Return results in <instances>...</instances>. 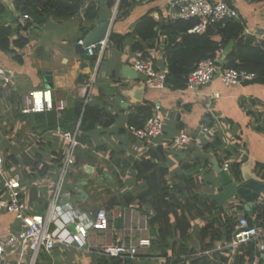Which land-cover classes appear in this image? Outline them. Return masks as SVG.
I'll return each mask as SVG.
<instances>
[{"label": "crops", "instance_id": "crops-1", "mask_svg": "<svg viewBox=\"0 0 264 264\" xmlns=\"http://www.w3.org/2000/svg\"><path fill=\"white\" fill-rule=\"evenodd\" d=\"M210 1L232 5L238 13L237 18L243 23L244 32L262 38L264 0ZM106 2L84 0L77 14L61 20L38 5L30 8L40 18L35 27L30 15V19H22L24 11H17L15 5L12 10L0 0L3 7L0 10V25L10 29V40L19 36L28 39L23 47L11 42L9 49H0V67L9 76L8 83L0 79V149L4 157L13 155L16 158V162L8 158L10 165L5 167V175L18 174L20 177L22 202L28 213L46 214L60 181L62 166H58L57 159L63 157L64 160L68 141L58 125L45 131L41 128L34 130L37 113H21L20 106L30 91L43 88L51 90L54 106L57 101L65 100L66 108H70L75 101L83 99L101 111L102 119L87 132L88 141L77 145L80 150L74 152V162L65 174L61 195L55 205L61 206L64 201H70L80 211L106 210L109 227L90 230V247L116 241L118 237L132 242L148 237L151 239L150 246L139 247L137 258L122 264H167V259L174 258L175 253L180 251L179 264H190L193 257L201 255L207 256L210 264H220L218 258L224 255L229 257L224 264H230L236 251L226 247L230 240L221 239L214 242L212 248L202 249L199 232L209 221H214V226L220 228L222 218L237 219L243 214L235 207L236 203H243L239 198L219 209L215 206L216 202L207 197V193L219 187L213 170L214 160L218 163L223 160H228L230 164L239 163L240 171L245 164H249L250 172L259 178L254 167L256 164L264 165V83L227 86L217 78L197 91H189L185 88L173 90L167 86L161 89L145 87L139 73L134 80L124 77L122 67H132V60L143 52L152 58L155 68L167 71L173 67V64L169 66L167 63L165 36L159 26L156 27L155 37L143 42L145 48L141 51L132 49V44L139 39L131 35L136 22L145 15L158 23L172 19L171 0H133L128 13L120 18H117L119 0H115L111 7ZM89 4H94L97 12L91 21L86 18ZM106 20L112 21L109 34L104 46L96 49L92 66L90 57L77 40L84 39L95 25ZM112 33L123 37L120 48L117 40H109ZM81 76L85 78L81 80ZM216 93L218 96H215ZM156 103L161 105L162 133L151 142L137 139L129 131V115L145 105ZM52 111L58 118L63 110L54 107ZM49 112L51 110L43 111L44 114ZM42 122H48L46 117ZM205 122L211 125V137H217L220 144L209 150L207 161H202L197 170H193L184 164L192 162L200 152L197 143L186 141L182 146H175L171 140L180 132H197ZM88 153L94 157L92 161L87 159ZM147 162L154 164L155 173L163 175L169 186L180 183L178 176L198 171L195 191L203 197L207 206L212 205L211 211L193 218L183 233L184 237H181L173 214L170 215L168 228L164 230L163 242L158 238V226L152 228L147 225L145 211L152 213L151 205L149 202H138L139 195L147 188L145 180L139 177V168ZM86 166H90L91 171H86ZM43 169L47 174L40 176L38 173ZM80 190L85 192V199L76 198ZM6 198L7 189L0 178V200ZM55 215L51 226L57 230L66 229L64 214L55 211ZM20 229V221L15 215L0 206V234ZM157 240L162 250L157 247ZM191 251L195 253L189 254ZM99 258L93 253L55 245L50 253L39 254L33 264H74L76 261L98 264ZM0 264H31L30 252L26 251L21 257L16 249L8 248Z\"/></svg>", "mask_w": 264, "mask_h": 264}, {"label": "trees", "instance_id": "trees-1", "mask_svg": "<svg viewBox=\"0 0 264 264\" xmlns=\"http://www.w3.org/2000/svg\"><path fill=\"white\" fill-rule=\"evenodd\" d=\"M83 3L84 0H14L15 8L19 12L40 5L43 10L50 11L52 16L57 20L74 16L81 10ZM106 3L108 7H111L115 3V0H107ZM132 3L133 0H119L117 18L125 16ZM2 8L0 6V10ZM92 9H94V12L91 13ZM96 13L95 5L89 4L86 8V18L90 21L93 20ZM197 22V18H169L165 23H158L151 16L145 15L136 22L131 31V35H135L139 39L132 44V49L134 51L144 50L143 42L155 37L156 27L159 26L162 34L165 36L164 44L167 63L169 66L173 64L174 67H170L167 70L164 84L173 90L184 89L189 72L195 68L200 60L208 57L216 58L218 64L222 67H232L252 73L254 77L245 82V84L251 82L264 83V40L262 38H255L246 34L243 23L238 18H227L208 25L202 31L190 32ZM10 35V29L0 25V49H9L11 42L17 47H23L28 42L26 37L21 36L11 41ZM122 39L123 37H119L115 33H112L109 37L111 42L117 40L118 48L121 47ZM229 45H231L230 49L228 52H225V49ZM86 53L90 57V62L93 66L96 59V50L92 54ZM142 55L147 56L144 52ZM219 56H222L221 59ZM83 78L85 77L81 76L80 79L83 80ZM152 106L145 105L138 112L130 114L127 120L128 128L132 126L136 128L143 127L152 114ZM34 113L38 114L35 115L34 130L41 128L45 131L55 128L57 125L63 131L73 132L77 129L76 138L80 145L88 141L87 132L99 124L102 119L101 111L91 107L83 99L75 101L72 107L63 110L58 118L52 110L47 114L43 112ZM44 117L48 120L46 124L42 122ZM205 125L211 126L206 122ZM192 143L195 144V141H192ZM219 144L220 141L217 137H211L209 141L203 142L201 147H199L200 152L195 159L192 162L184 164L185 167L188 166L190 169L197 170L202 161H207V152L215 149ZM79 148L80 146H77L75 151L77 150L76 152H78ZM77 155L80 157L79 154ZM8 158H10L11 162H16V158L13 155L5 157V167L10 165ZM87 159L92 161L94 157L88 153ZM223 161L219 163L220 167ZM57 163L61 167L63 157L57 159ZM154 167V164L147 162L139 168V177L145 180L147 188L139 195L138 202H149L152 208V213L145 211L147 225L152 228L158 226V238L163 242L164 230L168 228L170 215L173 214L176 226L182 234L181 237H184L183 233L190 226V221L196 216H203L212 206H207L202 200L203 197L195 191L198 171L197 173L178 176L180 183L169 186L163 175L158 176L155 173ZM254 168L257 176L264 180V165L256 164ZM240 172L239 163L230 164L229 174L238 179ZM38 174L44 176L47 174V171L43 169ZM235 207L238 211L243 212V203L241 201L236 203ZM249 215L252 217L253 225L264 228V200L254 203ZM241 216L244 215L242 214ZM238 219L239 217L237 219L224 217L219 223L220 228L214 226V221L207 222L199 232L202 249L212 248L214 242L221 239L229 241L238 223ZM180 252L175 253L176 256L174 258L167 259L166 263L179 264L181 259L178 255L181 254ZM194 253L191 251L189 254ZM256 258H259L264 264L262 253L258 250V242L249 241L237 246L231 259V264H249ZM128 260L130 259L100 256L98 264H122ZM228 261L229 257H224V255L218 258L220 264L227 263ZM196 262L210 264V259L205 255L196 256L192 258L190 264H196Z\"/></svg>", "mask_w": 264, "mask_h": 264}, {"label": "built area", "instance_id": "built-area-1", "mask_svg": "<svg viewBox=\"0 0 264 264\" xmlns=\"http://www.w3.org/2000/svg\"><path fill=\"white\" fill-rule=\"evenodd\" d=\"M149 1V0H136ZM170 7L173 9L172 19L197 18L198 22L191 28L190 32H199L208 25L223 21L227 18H237L236 9L227 2H211L210 0H171ZM22 19H30L28 14H22ZM264 40V34L262 36ZM77 44L89 54L94 53L98 47H103L105 40L97 43L85 45L83 39H78ZM132 68L142 75L143 84L148 88L161 89L165 86L164 81L167 71L156 69L152 58L138 54L132 60ZM254 75L245 70L232 67H222L216 58H205L198 62L195 68L189 72L186 78L185 89L197 91L203 86L212 83L215 79H220L224 85H242L251 80ZM0 79L8 83L9 76L3 67H0ZM215 96H218L216 93ZM67 106L65 100H59L54 106L50 89H35L24 96L20 106L21 113L43 112L52 110L54 107L61 111ZM77 130V129H76ZM74 132H61L68 141V149L61 167L60 181L57 186L51 206L46 214L28 213L22 202L21 182L18 174L12 176L5 175V157L0 149V178L7 189V198L0 200V206L12 212L20 221L21 229L17 232L0 234V263L4 260L8 248L16 249L22 257L26 251L30 252L31 264L35 258L42 253H50L55 245L71 247L78 251L93 253L102 257H117L121 259H136L139 247H149L151 239L148 237L138 238L136 241L117 238L92 248L89 244L90 230H105L109 227V216L105 209L95 211H80L75 208L70 201H64L61 206L55 205L61 195V188L65 174L70 165L74 162L75 148L79 144ZM130 133L137 139L151 142L162 133V113L161 105H153L152 114L141 128L129 127ZM211 139L210 127L202 125L196 134L180 132L171 142L175 146H182L186 141H195L198 147L205 141ZM230 162L223 161L221 168L229 171ZM68 195V194H67ZM264 196H259L257 202H262ZM54 213L52 214V210ZM55 211L64 214L66 229L57 230L51 224L55 221ZM74 225V230L68 229L69 225ZM249 241L258 242V250L264 252V228L251 224L249 227L245 216H240L238 223L232 233V237L227 248L236 249L238 245ZM264 258V256H262ZM231 264V263H230ZM249 264H263L259 258L254 259Z\"/></svg>", "mask_w": 264, "mask_h": 264}, {"label": "water", "instance_id": "water-1", "mask_svg": "<svg viewBox=\"0 0 264 264\" xmlns=\"http://www.w3.org/2000/svg\"><path fill=\"white\" fill-rule=\"evenodd\" d=\"M12 10L14 9V0H3ZM23 14H28L33 18L34 26L37 27L39 23V16L32 10L26 9ZM111 20H106L95 25L84 37V44L89 45L105 40L109 34ZM229 47V46H228ZM227 47V48H228ZM122 75L128 79H136L137 72L129 65L122 67ZM119 99V97L117 98ZM213 170L217 174V182L219 187L210 193L207 197L214 200L216 207H221L227 202L239 198L243 201V215L246 217L247 224L250 227L252 224V217L249 215L254 203L257 202L259 196H264V180L255 177L249 170V164H245L240 172L238 179L234 178L231 174L223 170L217 161L213 162ZM86 171H91L90 166L85 167ZM86 194L80 190L76 198L85 199ZM71 231L74 230V225L70 224ZM157 247L162 250L159 240L156 241ZM264 256V252L262 253Z\"/></svg>", "mask_w": 264, "mask_h": 264}, {"label": "rangeland", "instance_id": "rangeland-1", "mask_svg": "<svg viewBox=\"0 0 264 264\" xmlns=\"http://www.w3.org/2000/svg\"><path fill=\"white\" fill-rule=\"evenodd\" d=\"M74 264H83V262L82 261H76V262H74Z\"/></svg>", "mask_w": 264, "mask_h": 264}]
</instances>
